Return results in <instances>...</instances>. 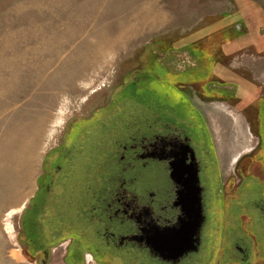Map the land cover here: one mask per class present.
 I'll return each instance as SVG.
<instances>
[{
	"label": "rangeland",
	"instance_id": "1",
	"mask_svg": "<svg viewBox=\"0 0 264 264\" xmlns=\"http://www.w3.org/2000/svg\"><path fill=\"white\" fill-rule=\"evenodd\" d=\"M154 56L174 72L179 64L208 67L209 81L219 79L233 96H243L239 112L231 95L226 99L232 103L203 109L226 184L237 157L261 144L256 124L264 98V0H0V264H67L63 246L47 249L50 258L39 248L43 229L49 231L39 226L44 183L48 175L57 182L63 175L57 165L67 166L70 155L84 161V143L74 136L79 129L101 131L108 118L92 124L97 110L121 81L152 68ZM219 66L226 72L220 77ZM235 75L248 85L235 87ZM260 156L264 162V152ZM253 168L254 187L264 182V163ZM246 193L264 203V184ZM35 201L39 214L29 209ZM209 216L211 247L218 236Z\"/></svg>",
	"mask_w": 264,
	"mask_h": 264
},
{
	"label": "flooded vegetation",
	"instance_id": "2",
	"mask_svg": "<svg viewBox=\"0 0 264 264\" xmlns=\"http://www.w3.org/2000/svg\"><path fill=\"white\" fill-rule=\"evenodd\" d=\"M176 51L179 55L181 50ZM153 63L150 69L139 68L129 82L121 81L113 97L97 110L98 116L95 112L92 124L108 118L101 122V131L92 128L88 134H80L79 129L74 136L76 142L84 143V161H73L69 154L67 166L57 165L63 174L57 182L47 176L39 226H47L49 231L43 229L39 248L47 251L48 257L47 249L63 246L67 264L72 258L78 260L76 264H86L85 260L87 264H211L213 260L216 264H264V203L246 193L256 189L249 174H253L256 154L264 152V133H259L258 126L262 125L264 98L255 133L261 144L237 157L235 170L225 184L223 159L203 109L209 111L208 106L217 102L230 103L226 98L231 95L236 99L234 109L239 112L243 96H233L219 79L209 81L208 67L179 64V71L174 72L158 61ZM215 73L220 77L226 72L219 66ZM234 78L239 81L235 87L248 85L241 76ZM187 82L192 83L194 91ZM210 83L213 86L207 92ZM200 84L207 85V90L204 86L199 89ZM246 119L253 130L250 118ZM82 166L88 170L85 172ZM96 167L104 169L99 177ZM246 169L250 170L247 174L242 171ZM195 179L199 180L206 217L198 249L177 261L166 259L157 253L155 244L158 238L172 235L181 224L185 215L181 192L191 189ZM55 185L58 190L52 191ZM72 200H76V206L66 209ZM35 202L30 204L31 211L38 208ZM61 210L68 214L58 221ZM209 213L218 236L211 247L207 240ZM55 216L57 225H52L50 218ZM29 223L36 227V221L30 219Z\"/></svg>",
	"mask_w": 264,
	"mask_h": 264
},
{
	"label": "water",
	"instance_id": "3",
	"mask_svg": "<svg viewBox=\"0 0 264 264\" xmlns=\"http://www.w3.org/2000/svg\"><path fill=\"white\" fill-rule=\"evenodd\" d=\"M198 183L199 180L195 179L191 189L181 192L185 215L179 227L172 230V235L157 239L155 249L166 259L177 261L185 253L198 249L199 236L206 219L202 213V196Z\"/></svg>",
	"mask_w": 264,
	"mask_h": 264
},
{
	"label": "trees",
	"instance_id": "4",
	"mask_svg": "<svg viewBox=\"0 0 264 264\" xmlns=\"http://www.w3.org/2000/svg\"><path fill=\"white\" fill-rule=\"evenodd\" d=\"M260 121H261V119H262V125L260 126L259 124H258V126H259V128H260V130H259V133L260 132H263L264 133V108H263V111H260ZM264 144V137H263V140H262V145ZM262 151H260V152H258L256 155L257 156H259V153H261ZM263 154V153H262ZM263 159H262V156L261 157H254V166L253 167H255L256 166V168H259L260 167V165L262 164L263 165ZM83 167V166H82ZM83 169H85V172H86V169L88 170V168H84L83 167ZM104 172V169H99V167H96L95 168V173H96V175L99 177L100 175H101V173H103ZM82 173V172H81ZM264 184V182H257V185H256V188H259V189H261V187H262V185ZM81 186H82V184H81ZM75 198H78V197H75ZM75 202H76V200H75ZM73 200L70 202V204L69 205H67L66 206V209H71L72 210V208L71 207H73V206H76V203H75ZM63 212V210H61V212H60V214H58V215H60V216H58V221H61V219H63L65 216L64 215H66V214H68V212H66V211H64V214L62 213ZM62 216V217H61ZM64 216V217H63ZM56 220V219H55ZM57 223V221L55 222V225H57L56 224ZM242 224H240V226H241ZM49 250V249H48Z\"/></svg>",
	"mask_w": 264,
	"mask_h": 264
}]
</instances>
